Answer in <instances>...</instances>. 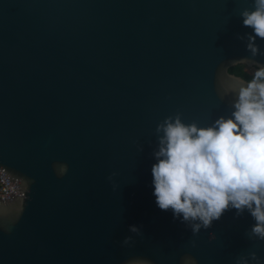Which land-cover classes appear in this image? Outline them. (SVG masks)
Wrapping results in <instances>:
<instances>
[{"label": "water", "instance_id": "1", "mask_svg": "<svg viewBox=\"0 0 264 264\" xmlns=\"http://www.w3.org/2000/svg\"><path fill=\"white\" fill-rule=\"evenodd\" d=\"M244 8L253 0H0V171L24 192L0 200V264H236L253 251L264 264L247 210L194 235L157 206L151 171L159 122L229 116L220 91L247 81L230 68L264 64L238 38L252 33Z\"/></svg>", "mask_w": 264, "mask_h": 264}, {"label": "clouds", "instance_id": "2", "mask_svg": "<svg viewBox=\"0 0 264 264\" xmlns=\"http://www.w3.org/2000/svg\"><path fill=\"white\" fill-rule=\"evenodd\" d=\"M253 2V10L244 8L239 13L252 33L238 38L246 37V50L255 57L264 55L256 43L257 38L264 40V0ZM239 61L257 67L250 80L220 91L221 99L233 97L229 116L220 115L210 126L201 127L196 121L184 123L177 112L157 124L153 194L157 206L171 209L174 218L182 217L194 235L229 208L237 215L247 210L255 220L249 236L264 241V64L249 57ZM67 169V164L59 165L58 174L64 175ZM130 231L139 233L135 225ZM130 241L131 237H125L123 244ZM192 244L195 247V241ZM250 260L261 264L254 251L239 256L236 264H250ZM142 264L151 261L142 260ZM182 264H197V260L185 255Z\"/></svg>", "mask_w": 264, "mask_h": 264}, {"label": "built area", "instance_id": "3", "mask_svg": "<svg viewBox=\"0 0 264 264\" xmlns=\"http://www.w3.org/2000/svg\"><path fill=\"white\" fill-rule=\"evenodd\" d=\"M21 187L10 177L0 171V200H7L14 196H23Z\"/></svg>", "mask_w": 264, "mask_h": 264}, {"label": "trees", "instance_id": "4", "mask_svg": "<svg viewBox=\"0 0 264 264\" xmlns=\"http://www.w3.org/2000/svg\"><path fill=\"white\" fill-rule=\"evenodd\" d=\"M230 71H231L232 73H235V74H237V75H240V76L244 77V78L247 79V80H250L251 77H252L251 74H249L248 72H246V70H245V65H243V64H238V65H236V66H232V67L230 68Z\"/></svg>", "mask_w": 264, "mask_h": 264}, {"label": "rangeland", "instance_id": "5", "mask_svg": "<svg viewBox=\"0 0 264 264\" xmlns=\"http://www.w3.org/2000/svg\"><path fill=\"white\" fill-rule=\"evenodd\" d=\"M246 72L252 75V73L256 70V67H247L245 66Z\"/></svg>", "mask_w": 264, "mask_h": 264}]
</instances>
